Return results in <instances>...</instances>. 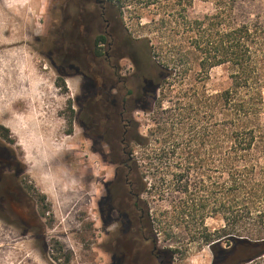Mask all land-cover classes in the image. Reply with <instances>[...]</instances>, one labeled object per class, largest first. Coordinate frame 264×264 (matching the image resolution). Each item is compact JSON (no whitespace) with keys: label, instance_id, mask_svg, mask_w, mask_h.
<instances>
[{"label":"rangeland","instance_id":"1","mask_svg":"<svg viewBox=\"0 0 264 264\" xmlns=\"http://www.w3.org/2000/svg\"><path fill=\"white\" fill-rule=\"evenodd\" d=\"M191 1L193 16L213 12L209 1ZM57 16V0H0V125L8 128L7 132L0 128V264H108L95 201L105 181L121 170L112 163L120 154L114 143L118 129L113 123L102 125L96 142L88 138L96 132L89 122L101 114L92 103L99 99L98 88L89 79L91 71L72 60L68 33L63 35ZM234 17L238 23L264 29V0H238ZM115 20L134 41L142 74L153 79L151 94L130 102L135 106L128 117L129 152L141 177L138 207L147 211L151 224L146 234L158 250L171 255L173 264H264V254L250 258L243 249L230 250L225 244L224 253H213L197 238L199 214L188 227L178 219L170 225L172 199L184 196L169 188L159 194L150 165L161 122L171 117L165 111L173 107L181 89L190 84L203 85L210 93L227 88L228 64L213 66L208 78L199 81L198 54L189 49L190 70L160 79L157 89L164 71L156 58V63L150 61L142 40L147 28L141 25L149 20L138 22L127 12ZM259 48L264 81V33ZM140 85L145 87L143 80ZM196 106L183 119L178 133L183 143L169 161L178 166L176 172L189 166L188 180L184 177L182 183L188 182V189L201 195L206 178L198 168L200 158L192 157L203 125ZM212 177L211 181L216 174ZM205 224L213 231L221 220L208 216Z\"/></svg>","mask_w":264,"mask_h":264},{"label":"trees","instance_id":"2","mask_svg":"<svg viewBox=\"0 0 264 264\" xmlns=\"http://www.w3.org/2000/svg\"><path fill=\"white\" fill-rule=\"evenodd\" d=\"M206 1L212 3L213 12L193 16L191 0H105L118 17L127 12L138 22L149 20L141 25L147 28L142 40L150 61H158L164 71L157 80V89L160 79L190 70L189 49L198 54L199 81L208 78L213 66L228 64L227 88L210 93L203 85L190 84L181 89L173 107L165 111L171 117L161 122L160 139L151 146L149 154L154 162L149 163L159 194L169 188L171 193L184 196L172 199L173 211L167 217L170 225V221L178 219L188 227L199 214L197 238L213 253H224L221 246L225 244L230 250L243 249V254L252 258L264 254V81L258 58L264 29L234 19L238 0ZM195 105L203 116L198 146L192 156L200 158L198 168H203L206 178L199 188L201 195L190 191L188 182L182 183L190 173L189 166L176 172L174 168L178 166L169 161L183 143L178 133ZM0 128L8 131L1 125ZM122 138L125 152L131 157L129 132ZM139 173L131 157L123 167L128 193L138 192ZM212 174L216 177L211 181ZM169 175L171 179L167 180ZM208 216H218L221 225L210 231L205 224ZM143 217L151 228L147 211H143Z\"/></svg>","mask_w":264,"mask_h":264},{"label":"flooded vegetation","instance_id":"3","mask_svg":"<svg viewBox=\"0 0 264 264\" xmlns=\"http://www.w3.org/2000/svg\"><path fill=\"white\" fill-rule=\"evenodd\" d=\"M110 9L105 0H57L59 28L63 35L68 33L72 60L77 67L91 71L89 79L98 88L99 99L92 103L101 114L89 122L96 132L88 134V138L96 142L102 125L113 123V128L118 129L114 143L120 147V154L112 163L121 170L105 181L95 201L104 228L108 264H173L171 255L158 250L146 234L150 225L138 207L139 193H128L123 183V167L131 161L122 138L129 132L128 117L135 106L130 102L149 96L153 79L142 74V58L134 41L119 28L117 15ZM142 80L145 87L140 85ZM108 113L110 117L106 119Z\"/></svg>","mask_w":264,"mask_h":264}]
</instances>
